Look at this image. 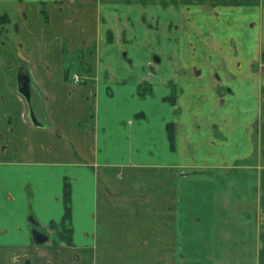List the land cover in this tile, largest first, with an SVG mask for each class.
I'll return each instance as SVG.
<instances>
[{"label":"crops","instance_id":"crops-1","mask_svg":"<svg viewBox=\"0 0 264 264\" xmlns=\"http://www.w3.org/2000/svg\"><path fill=\"white\" fill-rule=\"evenodd\" d=\"M8 3L19 22L0 56L17 44L30 96L0 57V264H190L221 238L231 259L213 261L264 264V0ZM240 172L257 175V219L228 207L214 225L217 208L189 186ZM65 179L74 246L36 245L31 218L61 221ZM247 232L250 251L234 252Z\"/></svg>","mask_w":264,"mask_h":264},{"label":"rangeland","instance_id":"rangeland-1","mask_svg":"<svg viewBox=\"0 0 264 264\" xmlns=\"http://www.w3.org/2000/svg\"><path fill=\"white\" fill-rule=\"evenodd\" d=\"M6 12H8L10 14L12 23L10 22L9 24L6 25L5 29L6 32L3 34V36L6 38L9 34L10 37L14 40V28H16V23H18V19H17V11H16V6L12 5L11 3L8 4H0V15L2 14H6ZM9 29V30H7ZM2 36V37H3ZM8 38V37H7ZM9 39V42L6 43V45L3 47L2 49V53H1V60L7 64V76L8 79L11 81V83H14L16 86V81L19 75V67H18V61H21V64L25 65L24 62H22L21 59L22 58L25 60V58L22 56V54L18 51L15 54V58L14 61L12 60L13 58L10 57V55L8 53H11L13 50L17 49L14 48L17 46V44L13 41ZM6 42V41H5ZM16 51V50H15ZM12 58V59H11ZM11 60V62H10ZM26 61V60H25ZM15 63L17 65H15ZM5 64V65H6ZM90 64V63H89ZM155 62L154 61H149V63L146 65L145 69H148V72H154L155 69ZM93 64H91L92 66ZM108 72V71H107ZM73 79L74 77H79L80 81L84 80L85 78H83L82 76H79L78 74H73ZM197 172V171H196ZM212 173V172H210ZM235 177V178H233ZM233 177H231L230 179L226 180V179H215L213 177L208 178L207 181H202V182H196V183H191V185L189 186V191H193V192H198V198L203 202H205L206 206H210V207H215L217 208V210L215 211L217 214H214V218L218 219V220H213L214 225L216 224H220V219H227L230 217H233V215L230 213V211L224 212L226 208L230 207H246V209L250 210V216L254 219V221H256V208L258 206V198H257V190L259 188L258 186V179H257V175L254 173L247 175V177L242 174V172L239 173V175H233ZM246 177V178H245ZM245 178V179H244ZM231 180H234V182H232ZM248 192V193H247ZM215 194H220L222 195L221 197H214L213 196ZM228 202V203H227ZM200 205V204H197ZM247 213L244 214V216ZM234 218V217H233ZM210 219V218H209ZM212 221V220H211ZM60 223V222H59ZM39 232L47 235L49 237L48 240V244H52V239L55 238L56 233L54 230H52L49 226L45 229H40L38 230ZM251 232V231H249ZM248 237V248L246 247V249L242 248V244H239L238 247H236L235 245H233V249L234 252H241L242 250H245L246 253H248L250 251V243L253 240L254 237L251 236V233H246L245 238ZM51 238V239H50ZM220 240H222V242H220L219 240H217V244L215 246V250L213 251L216 255V258L219 259H223L224 257L226 259L230 258L231 259V255H229V253L227 251H230L229 249L231 248L230 244L232 241L228 242L225 244V242H223V239L221 238ZM251 240V241H250ZM35 243V242H34ZM233 244H235V242H232ZM36 244V243H35ZM47 244V243H46ZM224 244V245H223ZM184 247H188L186 248V250L189 249V246H184ZM206 249V253L208 252L209 249ZM200 250V249H199ZM190 250V258L192 261H190V264H255L254 261H252V255L248 256L249 261L245 262V261H236V260H232L231 262H226V261H213L214 257V253L211 254L209 252V254H202V253H198ZM251 254V252H250ZM201 260V261H199ZM199 261V262H198Z\"/></svg>","mask_w":264,"mask_h":264},{"label":"trees","instance_id":"trees-1","mask_svg":"<svg viewBox=\"0 0 264 264\" xmlns=\"http://www.w3.org/2000/svg\"><path fill=\"white\" fill-rule=\"evenodd\" d=\"M156 0H149L150 3H154ZM43 16L45 17V14L43 13ZM47 18H45L46 20ZM10 19L7 14L0 15V44L4 42L6 39L3 34L6 32V25L9 24ZM3 36V37H2ZM71 73V69L68 67L65 71V79L67 81H73L69 77V74ZM81 84H85L84 81L80 82ZM177 88L172 90V93L169 97L165 98L164 100L169 102L173 106H177V96L176 93ZM138 93L141 97H146L147 95H150L152 93V86L149 84H143L138 87ZM167 134H168V140L170 142V147L172 151H176L177 146V130L176 125L174 123L168 124L166 126ZM63 207H64V214L60 221V223L51 222L49 227L55 231L56 236L54 239H52L53 245H61L64 244L69 247H73V222H72V213H73V204H72V185L69 179H65L64 185H63ZM32 231H38L41 228L38 227L39 225L35 221V219L32 217ZM33 221L35 223H33ZM51 239V238H50Z\"/></svg>","mask_w":264,"mask_h":264},{"label":"water","instance_id":"water-1","mask_svg":"<svg viewBox=\"0 0 264 264\" xmlns=\"http://www.w3.org/2000/svg\"><path fill=\"white\" fill-rule=\"evenodd\" d=\"M20 81L21 78L18 77V82L20 83ZM19 93L29 101V96H30L29 82H27V86H23L21 89L19 88ZM32 119L34 123H37L33 115H32ZM33 239L36 245H43L48 242L49 237L39 231H35L33 232Z\"/></svg>","mask_w":264,"mask_h":264},{"label":"flooded vegetation","instance_id":"flooded-vegetation-1","mask_svg":"<svg viewBox=\"0 0 264 264\" xmlns=\"http://www.w3.org/2000/svg\"><path fill=\"white\" fill-rule=\"evenodd\" d=\"M20 77V76H19ZM21 78V81H20V83L18 82V87L21 89L23 86H27V82H29V79L27 78V77H20ZM81 81H79V83H80ZM33 223H35L34 221H33ZM38 224V223H37ZM39 227V226H38ZM33 232H35V231H32V233Z\"/></svg>","mask_w":264,"mask_h":264},{"label":"built area","instance_id":"built-area-1","mask_svg":"<svg viewBox=\"0 0 264 264\" xmlns=\"http://www.w3.org/2000/svg\"><path fill=\"white\" fill-rule=\"evenodd\" d=\"M79 81H80V78L79 77H76V78L74 77V82L75 83H79Z\"/></svg>","mask_w":264,"mask_h":264}]
</instances>
